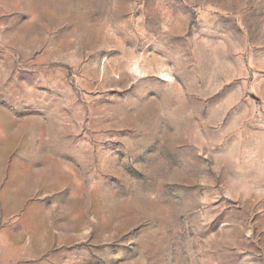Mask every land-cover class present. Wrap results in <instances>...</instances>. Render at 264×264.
Segmentation results:
<instances>
[{
  "label": "rangeland",
  "instance_id": "1",
  "mask_svg": "<svg viewBox=\"0 0 264 264\" xmlns=\"http://www.w3.org/2000/svg\"><path fill=\"white\" fill-rule=\"evenodd\" d=\"M0 264H264V0H0Z\"/></svg>",
  "mask_w": 264,
  "mask_h": 264
}]
</instances>
